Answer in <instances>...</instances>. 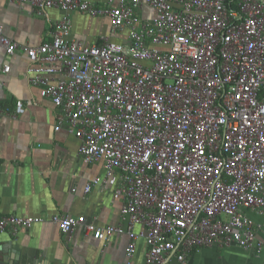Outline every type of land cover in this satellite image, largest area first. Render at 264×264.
I'll return each instance as SVG.
<instances>
[{
	"label": "built area",
	"instance_id": "obj_1",
	"mask_svg": "<svg viewBox=\"0 0 264 264\" xmlns=\"http://www.w3.org/2000/svg\"><path fill=\"white\" fill-rule=\"evenodd\" d=\"M11 1L65 12L50 41L26 48L29 70L41 74L31 82L59 108L55 128L66 121L79 138L82 160H103L105 177L93 182L121 173L120 223L60 213L50 220L67 234L81 226L98 240L127 235V264L138 238L148 245L146 264L170 253L184 261L213 244L261 253L264 0ZM142 4L156 16L140 20ZM73 11L108 17L113 31L130 30V42L74 39ZM0 42L8 56L17 48L5 36ZM9 70L7 62L0 73ZM23 112L17 101L12 115ZM43 221L0 215V233Z\"/></svg>",
	"mask_w": 264,
	"mask_h": 264
},
{
	"label": "crops",
	"instance_id": "obj_2",
	"mask_svg": "<svg viewBox=\"0 0 264 264\" xmlns=\"http://www.w3.org/2000/svg\"><path fill=\"white\" fill-rule=\"evenodd\" d=\"M87 1L100 7L107 4L106 0ZM135 11L140 20L156 16L146 4ZM64 15L55 7L39 13L29 2L0 0V37L17 44L8 56L0 42V68L7 62L10 65L9 72L0 73V107L11 114L0 117V215L44 219L16 232L0 233V252H13L33 264H127V235L98 240L81 226L67 234L50 220L53 214L60 213L84 215L99 226L118 224L125 201L116 192L121 182L120 170L115 169L108 182L94 183L96 177H105L103 160H82L79 138L66 121L55 128L59 108L41 94L40 86L31 82L32 77L41 74L29 70L32 62L26 48L50 41L56 22ZM70 15L71 36L86 45L98 43L102 37L130 42V30L113 31L108 17L80 11ZM51 77L55 79L58 74ZM17 101L22 102L24 112L13 116ZM87 184L91 187L85 192ZM147 248L145 239L138 238L130 264H146ZM162 264H264V249L255 254L234 244H213L195 250L184 261L170 253Z\"/></svg>",
	"mask_w": 264,
	"mask_h": 264
},
{
	"label": "water",
	"instance_id": "obj_3",
	"mask_svg": "<svg viewBox=\"0 0 264 264\" xmlns=\"http://www.w3.org/2000/svg\"><path fill=\"white\" fill-rule=\"evenodd\" d=\"M0 264H33V262L26 257H22L13 252H0Z\"/></svg>",
	"mask_w": 264,
	"mask_h": 264
}]
</instances>
